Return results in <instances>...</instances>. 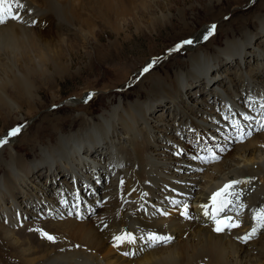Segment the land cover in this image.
I'll list each match as a JSON object with an SVG mask.
<instances>
[{
	"label": "bare ground",
	"instance_id": "bare-ground-1",
	"mask_svg": "<svg viewBox=\"0 0 264 264\" xmlns=\"http://www.w3.org/2000/svg\"><path fill=\"white\" fill-rule=\"evenodd\" d=\"M260 1L257 4L260 3L261 9L264 10V0ZM21 2L26 5L21 12V21L9 20L0 25V122H4L0 133L9 127L8 124L17 123L26 116H33L39 110L30 75L38 74L37 72L45 74L49 68L48 62L55 68H60V47L63 43L71 47L74 39L82 40L83 44L94 38L101 42L97 33L98 23L108 25L119 34L123 17L129 16L136 23L139 22L140 6L146 8L148 3H153L156 9L161 8L159 0ZM212 2L215 11L212 10L211 19L207 21L208 25L202 32L193 34L196 27L182 16V32L178 38L182 41L189 38L194 40L192 45H188L189 51L191 50L187 61L190 62V72H161L165 67L163 65L159 70L154 69L145 74L139 81L143 92L148 91L147 93H141V97L137 99L120 100L119 103L111 100L109 107L94 120L87 121L85 117L79 119L80 131H70L69 135H66L60 125L67 124L70 118L53 121L50 119L53 114H46L40 118H49L46 130H42L50 137L48 143H42L38 136L23 133L18 143L13 146H0V241L6 249H10L7 251H14L4 254V251L0 250V264H264V231L245 244L235 236L243 233L248 225L230 234L214 233L208 226L209 216H204L202 207L197 211L191 210L190 215L193 218L189 220L176 216L164 218V215L160 214L161 208L174 209L179 206L172 205L171 199L185 201L200 198L229 178H251V183L237 187L249 195L247 205L253 208L264 205V147H261L264 145V131L257 130L258 123L252 125L249 120L237 119L245 130L250 128L253 135L243 143H236L226 158L210 164L198 163L197 168L188 173L187 170L192 166L190 159L174 155L172 152L174 149L183 151L182 144H188L183 143L182 137L186 138L187 134L191 137H195L198 132L203 134L202 137L207 135V125L204 124L205 128L201 129L202 124H195V128L189 130L194 131V134L183 127H171L177 133L175 142L172 143L166 138L159 143L156 141L158 134L154 131L156 126L159 127L158 124L165 122L162 118L163 112L174 113L179 118L185 117L180 108H183L184 114H188L184 107L189 111L186 102L191 94L190 88L199 81L210 82L217 79L216 75H213V65H216L219 59L223 60L225 66L222 68L227 71V64L233 60L246 64V61H251V57L260 51L253 44L256 39L260 40V43L263 41L261 37L264 36V16H255L258 24L252 30L246 27L249 19L243 22L241 16L237 24L243 22V26L240 25V32L235 33L233 29L225 27L234 21H224L228 11L217 9L221 0ZM234 2L235 5L242 6V0ZM228 3L223 0V4L228 6ZM254 7L255 5H252L248 9L253 10ZM33 21L37 23L33 25ZM213 24L216 25L215 30L207 40L203 39ZM218 31L224 32L227 38L224 46L212 47ZM63 34H71L73 38L68 41ZM200 37L201 45L194 48ZM40 48L45 49L44 53ZM261 48L264 49L262 44ZM260 55L264 56L263 53ZM44 56H47V60ZM258 65L263 67L262 70L257 68ZM249 66L251 69L243 77L234 78L226 73L223 75L216 72L220 77L225 76L219 78L218 82L222 83L227 79L231 82L232 89H227L228 92L220 95L208 94L202 98L203 103L208 100L214 104L220 97L231 106L230 113L224 108L225 117L238 116L239 109L233 102L245 103L247 98L244 97V92L253 91L251 108L255 112L248 115H253V120L257 121L260 111L263 110L264 114L263 106L259 107L257 103L259 97L264 100V79L260 77L257 79L259 83H256L254 78L258 73L264 74V58L256 60L254 68L252 64ZM55 97L51 103L57 100ZM164 99H169L170 104H163ZM160 101L161 104H158ZM215 108L216 106H213L209 112L214 115V122L209 121V124L213 125L217 137L213 136L210 143L225 147L230 142L226 141L234 139L235 134L219 128L224 115L218 117L219 113ZM153 109L162 112L159 113L160 118L157 119L151 114ZM62 110L64 108L58 109ZM195 113L200 111L196 110ZM196 120L200 121L198 118ZM153 122L155 123L152 124ZM163 127L165 130L169 129L166 125ZM205 140L203 138L198 145L204 143L199 147L208 149ZM22 144H28L30 151L34 150L36 156L28 159L19 154L17 148ZM189 147L192 148L191 152L199 149L198 146ZM125 150L131 155L125 156ZM124 158L125 165L120 168ZM107 164H111L112 169ZM84 172L90 179L82 175ZM103 173L108 181L101 182L100 185L98 182ZM115 174H119V177L116 178ZM62 175L70 176L60 183L58 177ZM40 176H45L46 180L41 186L40 182L38 185ZM121 180L123 184L120 183ZM123 189L124 192L121 191ZM49 190L52 194L44 199ZM144 193L148 195L145 196ZM71 202L75 203L74 208L76 212L81 213L82 219L76 218L75 214L68 215L69 211H72L69 205ZM27 210L35 212L26 213ZM63 212L66 213L61 215ZM28 216H36L38 220L53 217L50 221L35 226V230L45 229L50 234L56 233L59 235L53 234L56 242L51 243L43 239L38 248H34L29 245L28 240L32 241L34 238L31 237L35 236V233H29L33 236L29 239L28 235L27 239L22 241L16 237L18 232L14 233V226ZM124 225L130 227L137 237L151 231L162 235L169 234L174 237V241L136 257H125L122 252L133 251L136 246L125 245L117 250L113 247L112 239L118 232H122ZM37 234L39 238L40 232L37 231ZM76 245L80 247L76 248Z\"/></svg>",
	"mask_w": 264,
	"mask_h": 264
},
{
	"label": "rangeland",
	"instance_id": "rangeland-1",
	"mask_svg": "<svg viewBox=\"0 0 264 264\" xmlns=\"http://www.w3.org/2000/svg\"><path fill=\"white\" fill-rule=\"evenodd\" d=\"M227 1L229 2L228 6L223 4V0H221V2L218 3L217 9L223 10L224 12L228 11V16L224 18V21L227 22L229 19H233L234 21H232L233 23L229 22L228 25H225V27L227 29H233L235 33L240 32L242 28L240 27V25L243 26V22L246 19H249L247 20V29L252 30L256 28L258 24V20L255 16L259 14H262V16H264V10H262L259 5L263 1L242 0V6L235 5L234 0ZM259 1L260 3L257 4ZM159 3L161 4V8L158 9L155 8L153 3H148L146 8L140 6V14L138 15V19L140 20L138 23H136L135 20L130 18L129 16L123 17L120 23L121 30L119 34L110 29L108 25L98 23L99 26H97V33L101 42H98L96 38H94V40L90 39V42L83 44L82 40L79 39L78 41H75L74 39V42L72 43L73 45L71 47H68L65 45V43H63L60 47V56L62 60L60 59L59 62L63 63H61L60 68H55L53 64L48 62V60L47 65L49 68H47L45 74H40L39 72H37L38 74L30 75L32 80L31 84H33L34 88L35 102L37 103L36 106L37 109L39 108V110L33 116H26L19 119L17 123H10V125L8 124L7 126L9 127L6 126L7 128L1 131L0 139L7 138V146H13L14 144L18 143V140L20 136L23 135V133H27L29 135L38 136L42 143H48L50 137L48 136V133L44 131L46 130L45 127L49 124L47 122L49 118L42 119L40 118L41 116L46 114H53L50 117V119H52L53 121L69 117L70 120L67 122V124L65 123L63 125H60L62 132L66 135H69L70 131H80L81 121L79 119L85 117L87 121L94 120L95 117H98V115L104 112V109L109 107L111 100L117 101V103H119L120 100L124 101L137 99L138 97H141V93H147L148 91L143 92V88L141 85H139V81L145 74L150 73L152 70H159L158 68L164 65L166 68L164 67L161 72H164L166 70H168V72L174 70L190 72V62L187 63V61L189 58L188 55H190L191 50L189 51L190 48H188V45L183 46L177 52L169 53V50L182 42V40H179L178 38L179 34L182 32V16L184 15L188 22L196 27V30L193 34L202 32L205 26L208 25L207 21L211 19L210 17L212 10L215 7L214 3L212 2V0H159ZM252 5H255L254 9L249 10L248 7ZM213 11H215V9ZM232 15L233 18L231 17ZM241 16L243 18V22L241 24H237V21ZM225 27L224 30L226 29ZM63 36L66 39L73 38L71 34H63ZM226 38L227 37L224 32L218 31L217 38L215 39L214 43H212V47L224 46L223 43L225 42ZM198 39L199 40L197 42L202 41L201 37ZM261 39L263 40L261 43L258 39L254 41L253 45H255L257 49H260V51L256 52L255 56L251 57V61H246V64H241L238 60H233V62L227 64L229 68L225 67L228 68L226 71V69L222 68L225 66L223 60L219 59L218 63L216 62V65H213V75H216L217 79L210 82H205L204 80L199 81L190 88L191 94L190 97L188 96V100L186 102L189 111L184 107V103H182L184 109L186 110V112H188V114H184L183 108H180L185 117L179 118L175 116L174 113L163 112L162 118L165 120V122L162 124H158L159 127L156 126V131H154V133L158 134V137L156 139L158 143L162 142V139L165 138L170 140L172 143L176 141L175 139L177 137V133L175 132V129H171V127H183V129H186L192 134H194V131L189 130L191 128L194 129L195 124H202L200 126L201 129L205 128L204 124L209 128L208 130H206L207 135H204L203 137V134L199 132L195 134V137H191L188 134V137L186 136L187 139L182 137L183 143L188 145L182 144V152L184 154L178 156L190 159L192 166L189 167L187 173L192 172V169H196L198 166L196 164L200 163L199 161L191 159L192 155L197 154L198 150L196 149V152H191L192 148L189 147V145H192V147H199L201 144H204L201 143L200 145H198V143H200L203 138L206 139L205 141L206 143H208V147H215L218 145H213L210 143L213 136L217 137L215 135V129L213 125L209 124V121L214 122V115L209 113L213 109V106L216 105L215 110H217L219 113L218 117L224 115L219 128H224L227 132L232 131L234 134H236L235 128L232 124H230L233 120L232 118L235 117L236 120H240L241 118L244 119L245 115L253 114L255 112V110L251 108L253 103L252 100H254L251 98V94H253V91L244 92V97L247 98L245 103L240 101V103L238 104L236 101H232L234 103L233 105H235L236 108L239 109V112H237L239 117L237 115H229L226 116L227 119H225V113L223 114V112L225 111L224 106L227 107L226 103L223 104L224 100H221V98L219 97L220 100H217L214 105L213 102L208 100L207 102L204 101L203 103L202 98L204 99L208 94H224L225 92H228V90L232 89L231 82H229L227 79H224V82L222 83L218 82L219 78H225V76H223L225 75L224 73L234 76V78L243 77L245 76V73L249 69H251V67L249 66L250 64H252V68H254L256 66V60L264 58V56L260 55V53L264 54V49L261 48V44L264 47V36L261 37ZM68 41H70V39ZM200 43L201 42H199L198 44L196 43L197 45L194 44V48L196 46H200ZM44 50L45 49L42 48L40 51L44 53ZM213 52L214 51H212V53ZM44 58L47 60V56H44ZM248 59H250V57ZM253 59L255 62L253 61ZM153 61L156 62L149 70V72L141 74L143 68ZM249 62L251 63L249 64ZM30 64L32 66L31 62ZM257 68L262 70L263 67L261 68V66L258 65ZM216 72L223 73L222 77H220V75H218V73ZM260 77H263L264 79V74L258 73L256 78H254V81L256 83H259V81L257 82V79H259ZM218 83L220 84V86ZM54 96H56L55 98H57V100L54 103H51ZM211 98L212 96L209 97V99ZM86 100L87 102H85ZM161 102L162 101L157 103L161 104ZM166 103L170 104V100L164 99L163 104ZM26 108L27 106L25 104L24 109ZM59 108H64V110L58 111ZM172 108L174 107L172 106ZM172 110L175 111V109ZM196 110H199L200 113L196 114ZM151 111V114L153 113V115L156 116L157 119L160 118L159 113L162 112H156L154 109ZM195 114L196 116H194ZM196 117L200 121H197ZM228 119L230 123L228 122ZM257 121L252 120L250 121V123L252 125H256ZM154 123L155 122H153L152 124ZM189 123L192 127L189 126ZM164 125L168 126L169 129L165 130L163 127ZM2 126H4L3 121L0 122V127ZM17 126L21 127V131L14 137H8L9 131ZM42 130L44 131L42 132ZM40 132H42V134ZM247 138L248 137H246L245 140ZM228 141L230 142L225 145V147L228 149L225 153H219L216 149L218 155H220L222 158H226L234 149L233 146L238 143L235 141V139H229L226 141V143ZM218 147H220V145H218ZM179 148L181 147H178V149ZM17 149L16 150L19 154H23V156L28 157V159L36 156V152L32 149L30 151V147L28 144H22V146L18 147ZM127 150L130 152L129 149ZM127 150L126 152L128 153ZM4 151L2 152L3 155L5 154ZM173 151L174 152L172 153H175L174 155H177L176 153L178 152V150L174 149ZM85 173L86 172L82 173V175L84 177L86 176V178L88 177L87 179H90L89 176L85 175ZM69 176L70 175H62L61 177H58L59 182L62 183L63 179L67 180ZM106 178V174L103 173V177L99 178L100 182H98V184L101 185V182H106ZM44 180L45 176H40L38 179V185L39 182L40 186L43 185L42 183ZM90 184H92V182H90ZM51 194L52 192L49 190L45 194L46 197H44V199H47V197ZM153 202L155 203L156 199H154ZM73 206L72 213L75 214L76 207L74 208ZM26 207H28V209H33L29 206ZM161 209L163 211L168 210L167 208ZM27 211L28 212L26 213L35 212L33 210ZM25 219L26 221H24ZM25 219L23 220L24 222L22 224L14 227V233L16 231L18 232V234H16L15 236L18 237L21 241L27 239L26 236L28 235L29 239L31 236H33L29 234V232L30 230L34 229V224H36L37 226L42 222L44 223L45 221L51 220V218L49 217L40 218V220H38L36 216H28L25 217ZM35 220L38 222H35ZM20 232L22 234H20ZM53 234L54 236H59L54 232ZM37 235L38 234L36 231L35 236L31 237V239H34L32 241L28 240V243L31 247L38 248L39 243H42L44 241L41 238V235L39 238ZM0 246V250L4 251V254H10L14 252L7 251L10 249H6L7 247L3 243H0Z\"/></svg>",
	"mask_w": 264,
	"mask_h": 264
},
{
	"label": "snow or ice",
	"instance_id": "snow-or-ice-1",
	"mask_svg": "<svg viewBox=\"0 0 264 264\" xmlns=\"http://www.w3.org/2000/svg\"><path fill=\"white\" fill-rule=\"evenodd\" d=\"M14 5V7H13ZM26 5L21 2V0H0V25L6 24L9 20L21 21V12L25 9ZM37 22L33 21V25ZM216 25H211L208 29V34L203 37V39L207 40L208 36H210L215 30ZM194 40L189 38L183 40L181 43L177 44L174 48L169 50L171 52L179 51L185 45H192ZM156 61L149 63L142 70V73H147L153 67ZM87 102V100L85 101ZM264 106V105H262ZM227 119V117H225ZM245 120H253L254 117L245 115ZM232 125L235 128V141L243 143L246 137H251L253 135L252 130L245 131L244 127L240 124L238 120H233ZM258 123V129L260 131H264V123ZM21 131V127L17 126L12 128L8 137H14ZM8 142L7 138L0 139V146L6 144ZM264 147V145H261ZM228 149L226 147H219V153H225ZM205 154L200 155L199 153L193 155L191 157L192 160L199 161L201 164H210L219 162L221 160V156L218 155L217 151H214L213 148L205 149ZM177 155H183L182 151H178ZM199 171H203V169H198ZM123 184V180L120 182ZM251 183V178L248 180H240V179H230L228 182L224 183L221 188L214 191L210 196V205H211V216L214 223L213 230L217 233L231 232L233 229L240 227V221L236 220L234 216L228 215V212H236V215H239V211L237 210V205L239 209H243L246 207L245 204L239 203L242 193L237 191V186ZM195 186H193V190ZM143 195L147 196L148 193H144ZM170 203L174 206L179 205L181 207L180 215L185 217L186 219H192L193 217L189 214V204L187 201H181L176 199H171ZM73 207H76L75 205ZM143 207V206H141ZM201 207L204 209V216H209V204H202ZM221 213H225L221 215ZM160 214L167 216L169 215L168 211L160 210ZM69 216L73 215L70 210L68 213ZM76 218L82 219V215L79 212L75 213ZM252 220L254 222V226L251 230L243 236L238 237V239L242 243H248L253 237L258 236L262 231H264V207L253 208L252 209ZM107 227V225H105ZM31 231V230H30ZM40 232L41 238L46 239L51 243H55V237L44 230H37ZM113 247L119 250L121 247L125 245H133L136 246L133 251H123L122 255L125 257H136L139 256L146 251L156 249L160 246L168 245L174 241V237L170 235H162L157 232H147L145 235L137 237L131 231H122L119 235L113 236ZM139 242V243H138ZM76 248H79L80 245H76ZM63 251V250H62Z\"/></svg>",
	"mask_w": 264,
	"mask_h": 264
}]
</instances>
